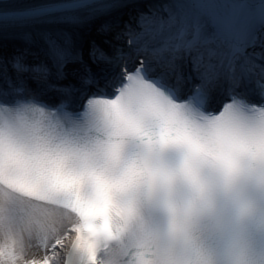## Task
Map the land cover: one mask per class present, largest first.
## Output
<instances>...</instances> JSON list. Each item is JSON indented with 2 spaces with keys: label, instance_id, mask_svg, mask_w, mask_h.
Segmentation results:
<instances>
[{
  "label": "snow or ice",
  "instance_id": "6c2138e0",
  "mask_svg": "<svg viewBox=\"0 0 264 264\" xmlns=\"http://www.w3.org/2000/svg\"><path fill=\"white\" fill-rule=\"evenodd\" d=\"M41 159L79 185L46 182L39 199L0 183L14 197L0 224L79 217L43 264H216L203 241L235 226L218 197L264 190V0H0V166L27 180ZM96 178L114 203L166 223L151 219L160 230L141 247L119 236L110 254L90 252L73 201L93 199ZM20 259L0 249V264Z\"/></svg>",
  "mask_w": 264,
  "mask_h": 264
},
{
  "label": "bare ground",
  "instance_id": "6f19581e",
  "mask_svg": "<svg viewBox=\"0 0 264 264\" xmlns=\"http://www.w3.org/2000/svg\"><path fill=\"white\" fill-rule=\"evenodd\" d=\"M9 198L14 197L10 195L7 189L0 187V200ZM16 199L21 208L26 210L30 208V205L23 197ZM75 220L76 217L71 214H64L62 217L30 216L25 211L22 213V218L18 219L14 226L8 227L0 224V249H15L22 260L31 258L42 261L46 255V249H54L53 244L55 241L65 240L66 229ZM49 229L54 233L60 234L59 239H55L51 244H49L47 237ZM74 235L68 238L66 241L67 245H70ZM13 240H15V243H13ZM21 259L18 264H23L26 261L25 259L21 261Z\"/></svg>",
  "mask_w": 264,
  "mask_h": 264
},
{
  "label": "rangeland",
  "instance_id": "374dc122",
  "mask_svg": "<svg viewBox=\"0 0 264 264\" xmlns=\"http://www.w3.org/2000/svg\"><path fill=\"white\" fill-rule=\"evenodd\" d=\"M47 237H48V241L49 244H51L53 242L54 239L59 238L60 234L59 233H54L51 229H49V231L47 232ZM22 260V259H21Z\"/></svg>",
  "mask_w": 264,
  "mask_h": 264
}]
</instances>
